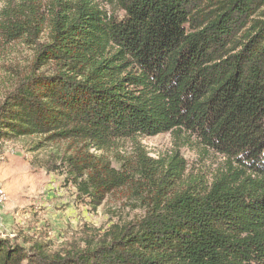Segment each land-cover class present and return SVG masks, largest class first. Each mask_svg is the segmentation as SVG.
Returning a JSON list of instances; mask_svg holds the SVG:
<instances>
[{"label":"trees","instance_id":"trees-1","mask_svg":"<svg viewBox=\"0 0 264 264\" xmlns=\"http://www.w3.org/2000/svg\"><path fill=\"white\" fill-rule=\"evenodd\" d=\"M107 2L3 12L1 41L33 58L0 100V142L32 139L90 209L120 193L144 215L60 251L0 238V264H264V0ZM164 133L223 166L209 180L179 151L151 158L137 139ZM124 140L135 152L114 166Z\"/></svg>","mask_w":264,"mask_h":264},{"label":"rangeland","instance_id":"rangeland-1","mask_svg":"<svg viewBox=\"0 0 264 264\" xmlns=\"http://www.w3.org/2000/svg\"><path fill=\"white\" fill-rule=\"evenodd\" d=\"M89 1L108 15L113 13L107 0ZM48 2L0 0V18L7 8L21 4H35L40 12H46ZM32 58L30 46L21 42L7 44L0 39V100L14 86L17 74L28 69ZM137 141L155 160L179 151L185 158L188 173L202 174L209 180L225 162L222 155L204 149L199 139L190 133H164L139 137ZM31 142L32 139L0 142V190L4 194V199H0V238H19L20 243L33 239L43 243L49 251H60L71 244L82 245L87 229L103 232L112 223L144 215L145 211L137 203L128 201L120 193L107 197L96 211L77 202V193L71 184L39 166L38 161L47 160L48 153L32 152ZM134 152L132 140H124L110 157L116 166L115 155L131 157Z\"/></svg>","mask_w":264,"mask_h":264},{"label":"bare ground","instance_id":"bare-ground-1","mask_svg":"<svg viewBox=\"0 0 264 264\" xmlns=\"http://www.w3.org/2000/svg\"><path fill=\"white\" fill-rule=\"evenodd\" d=\"M0 199L2 200V199H4V194H3V192L0 190Z\"/></svg>","mask_w":264,"mask_h":264}]
</instances>
